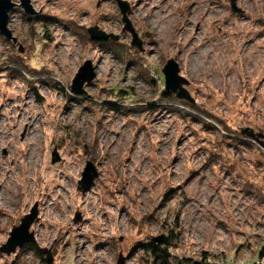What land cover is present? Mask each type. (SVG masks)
Returning a JSON list of instances; mask_svg holds the SVG:
<instances>
[{"label":"rangeland","instance_id":"374dc122","mask_svg":"<svg viewBox=\"0 0 264 264\" xmlns=\"http://www.w3.org/2000/svg\"><path fill=\"white\" fill-rule=\"evenodd\" d=\"M123 1L141 50L114 0H31L33 15L11 0L0 246L35 204L38 215L34 247L0 253V264H46L38 249L50 264H153L140 244L170 231L169 264H264V149L241 134L264 135V0H233L240 13L231 0ZM94 26L117 40L89 42ZM168 59L194 104L161 98ZM87 60L96 76L75 97ZM88 161L98 176L78 190Z\"/></svg>","mask_w":264,"mask_h":264},{"label":"water","instance_id":"95a60500","mask_svg":"<svg viewBox=\"0 0 264 264\" xmlns=\"http://www.w3.org/2000/svg\"><path fill=\"white\" fill-rule=\"evenodd\" d=\"M20 6L26 15H33L35 11L31 6V0H19ZM116 3L119 13L122 17L123 23V32H127L131 36V46L141 50V41L138 38L137 33L134 31V28L131 25L130 20L128 19V13L130 11V6L126 1L123 0H114ZM14 7V4L11 0H0V36L6 40L11 39V32L7 27L8 24V14L9 11ZM230 8L234 13H240V9L235 7L233 0H231ZM89 38L93 41H107L108 39L117 40V36L112 34H106L105 32L99 30L97 26L88 28L86 30ZM179 65L173 60L168 59L163 66L161 73L164 79V90L167 95H174L178 100L187 102L189 104H194L195 101L191 97L190 93L186 89L189 85V82L179 74ZM96 74L93 68L91 61H85L75 73L70 84V92L73 96L79 97L84 92V87L90 84ZM242 135L249 136L253 140L257 141L259 145L264 149V135L263 134H254L251 130L241 131ZM59 161V155L57 150L54 149L51 153V163ZM98 176L95 166L91 162H87L82 173L81 179L78 181V190L87 189L90 186L94 179ZM38 210L37 204H35L24 217L20 220V224L16 227H13L9 233L7 241L0 246V253L5 256H10L15 254L17 250H20L26 244L34 243V235L30 231V227L33 222L37 219ZM79 215H76L74 222H78ZM152 240L159 241L160 236L152 238ZM42 253L46 255L45 263H51V257L47 250H41ZM116 264H124V258L119 255Z\"/></svg>","mask_w":264,"mask_h":264},{"label":"trees","instance_id":"16d2710c","mask_svg":"<svg viewBox=\"0 0 264 264\" xmlns=\"http://www.w3.org/2000/svg\"><path fill=\"white\" fill-rule=\"evenodd\" d=\"M49 19L50 18H48V17L46 19L44 18L45 22H48ZM88 41L94 42V43L96 42V41L91 40L90 38H88ZM100 43H102V45H105V44L108 45L109 44V42L106 43V42H102V41H100ZM160 96L163 99V101H165V102L177 103L175 101L178 100L174 95H167L164 88L160 92ZM174 98H176L177 100ZM178 101H180V100H178ZM179 103L186 104L184 101H180ZM169 199H170V196L169 197L165 196V198H164L165 201H168ZM176 238H177L176 234L173 231H170L169 235H167L165 237H161L159 241L154 242L152 239H150L149 241H147L143 244H140L139 247L142 248V250L145 254H147L149 257L152 258L153 264H169L170 260H171V255L169 253V249L173 246ZM24 247H34V246L32 243H30V244H26ZM263 250H264V248H263ZM36 252H37V255L42 257V251L41 250L38 249ZM260 255H262V253H260ZM187 261L191 264H211V263L206 261V256H204L203 261L198 262V263L197 262L192 263L189 260H187Z\"/></svg>","mask_w":264,"mask_h":264},{"label":"bare ground","instance_id":"6f19581e","mask_svg":"<svg viewBox=\"0 0 264 264\" xmlns=\"http://www.w3.org/2000/svg\"><path fill=\"white\" fill-rule=\"evenodd\" d=\"M182 36H183V35H182ZM180 40H181V39H180ZM102 63H103V62H102ZM101 67H102V66H101ZM101 67H100V71H101L102 73H103L104 71L107 70V68L104 69V67H102V68H101ZM31 159H32V158H31ZM41 173H42V172H41ZM41 173H40V174H41ZM47 176H48V182H47V183L53 181V179H52V174H51V173H49ZM57 195H59L58 192H56V196H57ZM68 195H69V197H71L70 194H68ZM60 197H61V195H60ZM53 203H54V201H53ZM46 207H47V210L49 211L48 216H50V215L52 214V211H53V210H52V206L49 205V204H47Z\"/></svg>","mask_w":264,"mask_h":264}]
</instances>
